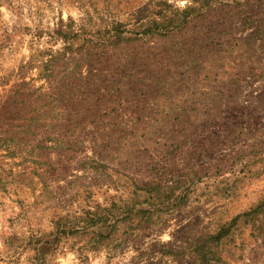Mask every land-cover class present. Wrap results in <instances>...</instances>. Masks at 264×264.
Listing matches in <instances>:
<instances>
[{
	"label": "rangeland",
	"instance_id": "1",
	"mask_svg": "<svg viewBox=\"0 0 264 264\" xmlns=\"http://www.w3.org/2000/svg\"><path fill=\"white\" fill-rule=\"evenodd\" d=\"M2 1L0 264H264V0Z\"/></svg>",
	"mask_w": 264,
	"mask_h": 264
},
{
	"label": "trees",
	"instance_id": "2",
	"mask_svg": "<svg viewBox=\"0 0 264 264\" xmlns=\"http://www.w3.org/2000/svg\"><path fill=\"white\" fill-rule=\"evenodd\" d=\"M2 2L3 1L0 0V5L2 4ZM158 14H160V13H158ZM158 14L155 13V15H153L151 17H149V16L145 17L144 19H146V18L147 19L145 21L141 20L140 25H145L147 23H150L148 25V27L154 26L153 29L157 30L159 28H166V26H174V25H178L180 23L185 22V19H181V18L179 19V17L174 18V19L167 18L165 21H163L162 20L163 16L162 15L159 16ZM56 31H55L56 34H58L59 36L63 35V36H61V39L63 40V42L66 39L71 38L70 36L67 37L68 33L69 32L71 33V31L64 32V34H63V31H61V30L58 31V28L56 29ZM49 54H50V56L48 57V59L45 58L43 60V64L46 63L47 61L52 62V58L54 57V55L51 53H49ZM51 66H53V64ZM51 68H49V70H51ZM52 71H53V69H52ZM51 75H52V72H51ZM46 76H49V73H47ZM73 114L75 116L78 115V113H76V112ZM35 119L36 118L33 117L32 120L36 121ZM20 127H22V126H20ZM4 139H5V137L1 140L3 141ZM6 140H8V139H6ZM7 150H8V147H7ZM135 189L139 190V191H143V196H144L143 198L144 199L142 201H140V203L145 202V204H146L145 207H142L139 205L140 203L136 197V196H138L136 194V192L134 193L133 199L129 202V204H126L123 206L115 205V204L111 205V209H113V210H119L120 208L126 210L125 215H124L125 217H123L122 219L123 220L127 219V222H129L128 224H130L132 222L131 220L134 218L133 228L138 227L142 223L148 222L150 220L151 214L153 212V209L150 208V205H152V203H151L152 201L150 202V200L153 199V196L150 193V192H152L150 187L149 186L135 187ZM172 191H173L172 187L169 190H165V192H168L169 195H171ZM155 194H157V193H155ZM148 195H149V197H148ZM150 196H152V197H150ZM136 204L139 206L136 207L135 206ZM111 209L106 207V206H101L98 203H94L93 205L87 206L86 208L82 209L83 210L82 211L83 213L81 216L82 219L81 220L79 219V221L84 222L83 225L78 226L76 229L70 228L68 230V233L73 232L74 230L75 231L81 230L82 232H84L90 228L89 232L91 233V237H94L96 239V241L101 239V238H106V239L109 238L110 235L115 231V224L123 221V220H121L118 222L116 220L113 223L109 224L110 223L109 220L112 219ZM227 225H229V223ZM64 227L65 226H63V225L60 226L59 227L60 231H65ZM62 233H65V232H62ZM224 233H225V230H224V224H223V225H221V228H219L214 235L207 236L206 238H202L201 240H199V241H201V245H199L196 248V250H200L201 248H204V245H207V244L209 245V244H211V242L217 243L222 238V235ZM203 252H204V255L203 254L201 255L202 256L201 257L202 263L203 264H210L211 258L208 256V254H209L208 251L205 249V251H203ZM162 253L163 252H161V254Z\"/></svg>",
	"mask_w": 264,
	"mask_h": 264
}]
</instances>
